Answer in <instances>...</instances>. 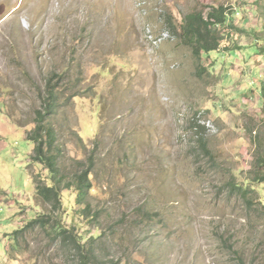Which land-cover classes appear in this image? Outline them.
Instances as JSON below:
<instances>
[{
    "label": "rangeland",
    "instance_id": "obj_1",
    "mask_svg": "<svg viewBox=\"0 0 264 264\" xmlns=\"http://www.w3.org/2000/svg\"><path fill=\"white\" fill-rule=\"evenodd\" d=\"M31 1L0 0V264H76L37 233L8 254L10 234L40 212L31 177L47 172L26 136L49 88L65 159L95 154L103 262L264 264V185L246 200L230 189L264 144V100L246 91L255 81L235 56L197 61L179 38L185 15L220 5L262 25L264 0H45L43 16ZM228 27L212 32L230 41ZM148 31L167 38L152 47Z\"/></svg>",
    "mask_w": 264,
    "mask_h": 264
},
{
    "label": "trees",
    "instance_id": "obj_2",
    "mask_svg": "<svg viewBox=\"0 0 264 264\" xmlns=\"http://www.w3.org/2000/svg\"><path fill=\"white\" fill-rule=\"evenodd\" d=\"M228 12L227 8L220 5L210 8L206 13L197 11L183 17L179 38L192 48L197 61H200L202 54L219 49L222 36L219 31L212 32V28L224 26ZM57 100L56 90L47 89L43 107L36 112L35 127L26 136V140L33 144L30 162L42 166L47 176L43 178L39 174H32L34 199L40 212L10 234L8 254L17 253L21 241L37 233L48 239L49 247L57 245L76 264H121L115 260L105 263L100 256L101 248L98 245L103 243L105 234L100 231V214L93 210L90 203L93 197L92 182L95 179L94 152L87 158V165L79 160L65 159L57 145L58 132L48 124V118L57 110ZM262 143L260 140L253 142L256 149L244 184H231L230 187L245 200L250 193L255 192L254 185H264ZM66 161H70V164H66ZM65 192L75 195L74 206L69 207L65 203ZM76 219L85 220L88 226H93L98 232L91 236L81 234L76 228Z\"/></svg>",
    "mask_w": 264,
    "mask_h": 264
},
{
    "label": "crops",
    "instance_id": "obj_3",
    "mask_svg": "<svg viewBox=\"0 0 264 264\" xmlns=\"http://www.w3.org/2000/svg\"><path fill=\"white\" fill-rule=\"evenodd\" d=\"M240 3L243 4V0H241ZM243 11V8H234V12H231L228 16L225 26L229 25V30L225 31L227 35L229 34L230 41L225 40L221 42L219 46L221 50L218 49L213 52L220 54L229 61L235 56L237 58L236 62L245 65L243 68H240V70L246 71L249 78H253L255 81V87L246 89V91L250 96L262 98L264 100V24L259 26L256 25V18H253L255 22L254 20L250 22V19L254 17V13L248 10L243 13ZM248 15H250L251 18H248ZM241 16L246 18L244 19ZM241 19H244L243 24L240 23ZM231 24L235 27H233V30L231 29ZM252 34H258L259 36L254 37ZM245 52L247 53L245 54ZM206 54L209 55V53ZM227 63L229 64V62ZM239 90L242 91L243 88H239Z\"/></svg>",
    "mask_w": 264,
    "mask_h": 264
},
{
    "label": "bare ground",
    "instance_id": "obj_4",
    "mask_svg": "<svg viewBox=\"0 0 264 264\" xmlns=\"http://www.w3.org/2000/svg\"><path fill=\"white\" fill-rule=\"evenodd\" d=\"M47 1L45 0H32L30 3V9L36 11L37 13H40V15H48L53 13V5L47 4ZM28 8V9H29ZM30 10V11H31ZM41 22V21H40Z\"/></svg>",
    "mask_w": 264,
    "mask_h": 264
},
{
    "label": "built area",
    "instance_id": "obj_5",
    "mask_svg": "<svg viewBox=\"0 0 264 264\" xmlns=\"http://www.w3.org/2000/svg\"><path fill=\"white\" fill-rule=\"evenodd\" d=\"M149 43L152 47H156L159 44H161L166 38H167V34H160L157 37H153L150 32L148 31V36H147Z\"/></svg>",
    "mask_w": 264,
    "mask_h": 264
}]
</instances>
